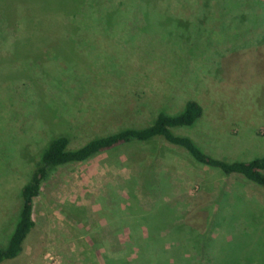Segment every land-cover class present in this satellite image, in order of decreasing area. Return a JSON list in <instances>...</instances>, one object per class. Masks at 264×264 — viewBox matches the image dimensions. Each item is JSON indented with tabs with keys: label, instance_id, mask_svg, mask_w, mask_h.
I'll list each match as a JSON object with an SVG mask.
<instances>
[{
	"label": "rangeland",
	"instance_id": "rangeland-1",
	"mask_svg": "<svg viewBox=\"0 0 264 264\" xmlns=\"http://www.w3.org/2000/svg\"><path fill=\"white\" fill-rule=\"evenodd\" d=\"M167 2L142 7L135 20L78 22L81 34L63 17L32 18L30 5L15 6L21 30L0 33V247L17 221L22 187L57 136L75 149L146 127L158 113L179 114L191 100L203 115L176 134L225 162L264 156V0ZM244 179L160 138L54 167L33 200L23 251L3 264L124 256L123 206L135 208L138 224L136 210L158 201L176 212L166 231L185 222L214 238V264H264V189Z\"/></svg>",
	"mask_w": 264,
	"mask_h": 264
},
{
	"label": "trees",
	"instance_id": "trees-1",
	"mask_svg": "<svg viewBox=\"0 0 264 264\" xmlns=\"http://www.w3.org/2000/svg\"><path fill=\"white\" fill-rule=\"evenodd\" d=\"M51 1L53 4L49 0H0V33L6 28L21 30L24 20L23 12L20 14L15 7L21 2L30 5L29 12L32 14V18L43 14L63 17L68 20L69 27L73 23L76 24L72 26L75 29L70 28L69 32L72 33L73 30L79 34L84 31V28L78 25V22L98 23L99 21L112 20L115 17H127L135 20L144 17L142 7L168 4L167 0ZM60 2L61 6L59 7ZM8 3L15 8V14L12 16L2 11L8 7ZM19 26L20 28H18ZM202 115V107L195 101L189 100L184 104L183 110L179 114L172 116L162 112L158 113L153 122L146 127L123 128L112 134L95 137L75 149L69 148V140L66 137L61 135L55 137L31 171L29 181L21 189L18 218L8 236L6 246L0 247V264L15 259L23 251V243L35 225L32 219L33 200L40 194L41 184L51 169L57 166L82 163L94 155L124 145L148 143L160 138L170 145L181 148L202 166L217 170L224 176H242L245 178L244 180L264 189V156L245 162H225L202 152L191 138L175 133L174 129L193 127ZM153 208L156 210L152 213ZM134 210L133 206L132 208L123 206L124 215L122 216L125 224L123 226L128 229L127 239L123 243L124 256L104 257V264H214L216 255H210L211 249L215 246V242H212L213 237H199L190 230L185 222L177 223L172 225L168 231L165 230L167 223L177 220L174 209L165 206L161 201H158L156 206L154 205L149 210L138 208L136 210L140 217L138 224L135 214H133ZM145 215H147L146 219L143 220ZM155 217L159 218L158 222L153 220ZM167 243L171 245L167 247ZM194 256H201V259H196ZM240 260L243 262L242 259Z\"/></svg>",
	"mask_w": 264,
	"mask_h": 264
}]
</instances>
